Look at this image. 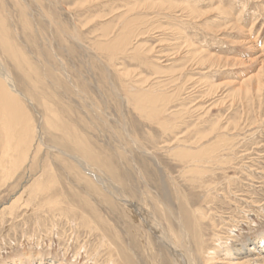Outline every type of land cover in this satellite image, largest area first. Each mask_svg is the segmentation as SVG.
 Instances as JSON below:
<instances>
[{
  "label": "rangeland",
  "instance_id": "1",
  "mask_svg": "<svg viewBox=\"0 0 264 264\" xmlns=\"http://www.w3.org/2000/svg\"><path fill=\"white\" fill-rule=\"evenodd\" d=\"M0 6L7 39L26 55L21 67L0 49V74L8 78L0 79L25 106L23 115L13 110L12 125L0 108V158L9 132L25 153L12 155L18 168L0 170V264H176L160 234L179 245L182 226L202 238L190 242L193 254L206 253L194 254L200 258L194 264L222 250L240 261L239 250L264 234V0H0ZM246 78L251 86L235 87ZM81 158L111 181L114 194L91 188L94 180L86 182L91 177L73 162ZM51 168L62 203L49 210L30 190ZM126 201L149 218L133 216Z\"/></svg>",
  "mask_w": 264,
  "mask_h": 264
},
{
  "label": "bare ground",
  "instance_id": "2",
  "mask_svg": "<svg viewBox=\"0 0 264 264\" xmlns=\"http://www.w3.org/2000/svg\"><path fill=\"white\" fill-rule=\"evenodd\" d=\"M130 1V0H129ZM93 2V1H92ZM132 2H133V0H132ZM170 2V1H169ZM174 2V1H173ZM164 3V2H163ZM175 3H177V2H175ZM136 4V3H135ZM161 4V3H160ZM174 4V3H173ZM158 5V4H157ZM186 5V4H185ZM185 5H184V8H185ZM164 6V5H163ZM166 6H168V5H166ZM166 6H165V10L167 9L166 8ZM182 6V5H181ZM188 5H186V7H187ZM173 7V6H172ZM175 7H177L176 5H175ZM180 7V6H179ZM189 7V6H188ZM0 8H2L1 6H0ZM144 8V7H143ZM156 8V7H155ZM159 8V7H158ZM162 8V5H161V7H160V9ZM3 9V8H2ZM135 9H137V8H135ZM147 9V8H146ZM164 9H162V10H164ZM182 9V8H181ZM180 9V10H181ZM21 10V9H20ZM129 10V9H128ZM156 10V9H155ZM177 10H178V8H177ZM188 11L190 10V9H187ZM133 11V10H132ZM159 11V10H158ZM157 11V12H158ZM168 11V10H167ZM170 11V10H169ZM173 11H175V9L173 10ZM187 11V12H188ZM194 11V10H193ZM155 12V11H154ZM164 12V11H163ZM175 12H177V11H175ZM180 12V11H179ZM186 11H185V13H187ZM129 13V12H128ZM172 13V12H171ZM171 13H170V15H171ZM181 13V12H180ZM195 13V12H194ZM157 14H159V13H157ZM164 14V13H163ZM182 14V13H181ZM196 14V13H195ZM3 15V14H2ZM1 15V16H2ZM165 15V14H164ZM0 16V49L2 50V53L3 54H6L11 60H13V61H15V62H17L16 64L17 65H20L21 63H24L26 60V55H24L23 56V54L22 53H20V51H22L20 48V50L18 51L17 49L18 48H16L15 46H12V39L13 38H11V37H9V38H11V40L9 41L8 39H7V34H5V30H4V28H6L5 27V24H8V23H4L5 21V19L3 20L2 19V17ZM132 16V15H131ZM162 16V15H161ZM182 16V15H181ZM186 16H190V15H186ZM197 16V15H196ZM128 17V16H127ZM133 17H135L134 15H133ZM137 17H138V15H137ZM179 17V16H178ZM194 17V16H193ZM24 18V17H23ZM129 18H130V16H129ZM129 18H128V20H129ZM132 18V17H131ZM173 18V17H172ZM180 18V17H179ZM188 18V17H187ZM136 19V18H135ZM167 19V18H166ZM131 20V19H130ZM129 20V21H130ZM132 20H134V19H132ZM141 20V19H140ZM197 20V19H196ZM122 21V20H121ZM183 21V20H182ZM126 22V21H125ZM131 22H133V21H131ZM135 22H138L137 21V19L135 20ZM148 22V21H147ZM123 23V22H122ZM127 23H128V21H127ZM139 23V22H138ZM142 23V22H141ZM145 23V22H144ZM24 24V23H23ZM125 24V23H124ZM124 24L122 25V26H124ZM134 24H137V23H134ZM140 24V23H139ZM147 24V23H146ZM26 25V24H25ZM138 25V24H137ZM145 25V24H144ZM174 25V24H173ZM122 26H120V27H122ZM130 26V28L133 26V25H129ZM142 26V25H141ZM140 26V27H141ZM158 26V25H157ZM28 27V26H27ZM119 27V28H120ZM125 28H127V25H125L124 26ZM135 27V26H134ZM133 27V28H134ZM8 28V27H7ZM26 28V27H25ZM31 28V27H30ZM105 28H107V27H105ZM136 28H139V26L137 27L136 26ZM9 30H10V27L8 28ZM148 29V28H147ZM167 29V28H166ZM123 30V29H122ZM141 30V29H140ZM152 30V29H151ZM8 31V30H7ZM120 31H121V29H120ZM150 31V30H149ZM132 32V31H131ZM131 32H130V34H131ZM135 32V31H134ZM142 32V31H141ZM144 32H146V31H144ZM9 33V32H8ZM11 33V32H10ZM10 33H9V36H11L10 35ZM122 34H123V32H121ZM127 33V32H126ZM128 33H129V31H128ZM107 34V33H106ZM105 34V35H106ZM125 34V33H124ZM134 34V33H133ZM148 34V33H147ZM109 35H110V33H109ZM113 35V34H112ZM118 35H119V33H118ZM144 35V34H143ZM114 36V35H113ZM120 36V35H119ZM126 36H127V34H126ZM109 37V36H108ZM116 37V36H115ZM121 37V36H120ZM119 37V38H120ZM124 37H125V35H124ZM130 37H131V35H130ZM107 38V37H106ZM114 38V37H113ZM141 38V37H140ZM180 38V37H179ZM79 39V38H78ZM108 39V38H107ZM117 39V38H116ZM121 39V38H120ZM119 39V40H120ZM106 40V39H105ZM112 41H113V39H111ZM122 40H123V38H122ZM13 42H15V41H13ZM110 43V42H109ZM114 44L116 43V42H113ZM121 43V42H120ZM128 43V42H127ZM133 43V42H132ZM188 43V42H187ZM107 44V43H106ZM119 44V43H118ZM123 44V43H122ZM122 44H121V46H122ZM136 44V43H135ZM138 44H140V43H138ZM177 44V43H176ZM13 45H14V43H13ZM98 45V44H97ZM142 45V44H141ZM189 45H190V43H189ZM100 46V45H99ZM118 46V45H117ZM143 46V45H142ZM107 47V46H106ZM116 47V46H115ZM112 48H113V46H112ZM121 48V47H120ZM119 48V49H120ZM125 48V47H124ZM124 48H122V51L124 50ZM104 49H105V47H104ZM113 49H115V48H113ZM117 50H118V48H116ZM128 49V48H127ZM139 49V48H138ZM138 49H137V51H138ZM187 49H189V48H187ZM129 50V49H128ZM127 50V51H128ZM141 50V49H140ZM140 50L137 52V53H139L140 52ZM143 50V49H142ZM126 51V50H125ZM124 51V52H125ZM126 51V52H127ZM136 51V50H135ZM144 51V50H143ZM101 52V51H100ZM116 51H114V53H115ZM121 52V51H120ZM119 52V53H120ZM117 53V52H116ZM129 53V52H128ZM132 53V52H131ZM135 53V52H134ZM145 53V52H144ZM133 54V53H132ZM140 54V53H139ZM151 54V53H150ZM6 55H4V56H6ZM134 55V54H133ZM179 55V54H178ZM6 56V57H7ZM114 56V55H113ZM137 56H139V55H137ZM142 56V55H141ZM145 56H147V55H145ZM133 57V56H132ZM143 57H144V54H143ZM113 58V57H112ZM136 58V57H135ZM148 58V57H147ZM28 59V58H27ZM144 59V58H143ZM175 59V58H174ZM190 59V58H189ZM25 60V61H24ZM135 60H137V59H135ZM139 60V59H138ZM147 60V59H146ZM193 60H194V58H193ZM192 60V61H193ZM202 60V59H201ZM200 60V61H201ZM208 60V59H207ZM31 61V60H30ZM189 61V60H188ZM12 62V61H11ZM204 62H207V61H204ZM13 63V62H12ZM27 63V62H26ZM149 63V62H148ZM208 63V62H207ZM25 64V63H24ZM201 64H203V63H201ZM201 64H200V66H201ZM205 64V63H204ZM23 65V64H22ZM22 65H20L21 67H22ZM149 65V64H148ZM159 65V64H158ZM195 65V64H194ZM197 65H198V63H197ZM19 66V67H20ZM25 66V65H24ZM23 66V67H24ZM206 66V65H205ZM20 67V68H21ZM33 67V66H32ZM31 67V68H32ZM148 67V66H147ZM199 67V66H198ZM19 68V69H20ZM30 68V67H29ZM212 68V67H211ZM17 69V68H16ZM25 69V68H24ZM26 69H28V67L26 68ZM25 69V70H26ZM35 69V68H34ZM263 69V68H262ZM22 70V69H21ZM20 70V71H21ZM156 69H154V71H155ZM35 71V70H34ZM27 72V71H26ZM29 73H31L30 71H28ZM160 72H161V70H160ZM24 73V72H23ZM36 73H37V71H36ZM168 73V72H167ZM39 74V73H38ZM121 74H123V71H122V73ZM4 75H6V74H4ZM4 75H2V74H0V78H2L3 80H5V79H8L7 77H4ZM126 75H127V73H126ZM29 76V75H28ZM32 76V75H31ZM35 76V75H34ZM123 76V75H122ZM131 76V75H130ZM261 76V75H260ZM259 76V77H260ZM9 77V76H8ZM38 77V81L39 80H41V79H39V75L37 76ZM124 77V76H123ZM129 77V76H128ZM251 77V76H250ZM254 77V76H253ZM256 77H257V75H256ZM262 77V76H261ZM260 77V78H261ZM11 78V77H10ZM23 78H24V76H23ZM29 78V77H28ZM32 79L34 78V77H31ZM143 78V77H142ZM22 79V78H21ZM179 79V78H178ZM181 79V78H180ZM257 79V78H256ZM12 80V79H11ZM24 80H26V79H24ZM23 80V81H24ZM35 80H36V78H35ZM149 80V79H148ZM255 80V79H254ZM8 81V80H7ZM173 81V80H172ZM180 81V80H179ZM252 79L250 78H246V79H242V80H240V81H234V84L236 85L235 87L237 88V87H239V88H242V89H244L245 87H249V86H251L252 85ZM147 82V81H146ZM159 82V81H158ZM9 83V82H8ZM38 83H42L41 81L40 82H38ZM257 83V82H256ZM26 84H28V83H26ZM30 84V83H29ZM34 84V83H33ZM148 84V83H147ZM169 84V83H168ZM196 84V83H195ZM223 84V83H222ZM259 84H262V83H258V85ZM40 85H42V84H40ZM139 85V84H138ZM151 85V84H150ZM167 85V84H166ZM249 85V86H248ZM39 86V85H38ZM157 86V85H156ZM260 86V85H259ZM264 86V85H263ZM136 87V86H135ZM138 87V86H137ZM152 87V86H151ZM151 87H148V88H151ZM159 87V86H158ZM157 87V88H158ZM218 87V86H217ZM232 87V86H231ZM38 88V87H37ZM41 88V87H40ZM148 88H147V90H148ZM211 88V87H210ZM252 88H253V86H252ZM29 89V88H28ZM125 89V88H124ZM135 89V88H134ZM144 89V88H143ZM215 89H217V88H215ZM258 89V88H257ZM30 90V89H29ZM39 90V89H38ZM181 90V89H180ZM234 90V89H233ZM241 90V89H240ZM31 91V90H30ZM135 91V90H134ZM216 90H214V92H215ZM218 91V90H217ZM216 91V92H217ZM223 91V90H222ZM221 91V93H223ZM239 91V90H238ZM263 91V90H262ZM14 92H16L13 88H12V86L9 84V86H8V84H7V87H6V85L4 84V83H2V81H1V79H0V100H2V101H4L5 100V102H0V108H2V110L3 111H5L6 112V119L5 118H3L4 120H6L7 121V117H8V119H10V122H11V125L12 124H14V122L15 121H17L16 119H15V121H14V117H15V115H13V117H12V114H13V110H16V112H17V114H21V115H23V111H24V103L22 104V102L23 101H21L19 98H17L16 96L17 95H15V93ZM151 92H154V90L152 89V91ZM158 92V91H157ZM213 92V93H214ZM241 92V91H240ZM239 92V93H240ZM247 92H250V90H248ZM261 92V91H260ZM14 93V94H13ZM19 93V92H18ZM17 93V94H18ZM159 93V92H158ZM163 93V92H162ZM210 93V92H209ZM231 93V92H230ZM242 93H243V91H242ZM39 94H40V92H39ZM133 94V93H132ZM135 94H137V93H135ZM155 94H156V92H155ZM160 94V93H159ZM175 94V93H174ZM180 94V93H179ZM178 94V95H179ZM236 94V93H235ZM241 94V93H240ZM150 96H152V95H154V94H152V93H150L149 94ZM243 95V94H242ZM24 97L23 96V94H20V97ZM133 97H134V95H132ZM138 96H140V94L138 95ZM159 96V95H158ZM226 96V95H225ZM18 97H19V95H18ZM21 97V98H22ZM46 97V96H45ZM142 97V96H141ZM223 97V96H222ZM229 97V96H228ZM136 98V97H135ZM146 98V97H145ZM144 98V99H145ZM162 98V97H161ZM161 98H160V100H161ZM225 98V97H224ZM44 99V98H43ZM139 99V98H138ZM172 99V98H171ZM178 99V98H177ZM203 99H204V97H203ZM23 100V99H22ZM42 100V99H41ZM135 100V99H134ZM147 100V99H146ZM152 100V99H151ZM159 100V101H160ZM162 100H163V98H162ZM27 101H29L30 102V100H28L27 99ZM39 101V100H38ZM37 101V102H38ZM44 101V100H43ZM135 101H137V100H135ZM145 101V100H144ZM149 101V100H148ZM147 101V102H148ZM167 101V100H166ZM42 102V101H41ZM40 102V103H41ZM141 102V101H140ZM140 102H138V103H140ZM150 102V101H149ZM154 102H157V101H154ZM153 102V103H154ZM161 102V101H160ZM135 103V102H134ZM138 103H137V105H138ZM171 103H172V101H171ZM170 103V104H171ZM136 104V103H135ZM157 104V103H156ZM162 104H164V101H163V103ZM41 105V104H40ZM136 105V106H137ZM139 105H141V103L139 104ZM149 105V104H148ZM154 105V104H153ZM247 105V104H246ZM142 106V105H141ZM155 106V105H154ZM159 106V105H158ZM45 108H46V106H44ZM151 105H150V109H151ZM211 107V105L208 107V108H210ZM141 109L143 108V107H140ZM162 108H164V107H162ZM162 108H160V109H162ZM166 108V107H165ZM207 108V107H206ZM140 109V110H141ZM146 109H149V107L148 108H146ZM145 109V110H146ZM156 109V108H155ZM185 109V108H184ZM19 110V111H18ZM137 110H138V108H137ZM145 110H144V113H145ZM153 110H154V108H153ZM157 110H159V109H157ZM157 110H155V111H157ZM183 110V109H182ZM181 110V111H182ZM49 111V110H48ZM147 111V110H146ZM159 111H161V110H159ZM165 111V110H164ZM5 112L3 113V115L5 114ZM29 112V111H28ZM150 112H151V110H150ZM178 112H180V111H178ZM12 113V114H11ZM49 113V112H48ZM142 113V112H141ZM153 113H156V112H153ZM157 113H159V112H157ZM165 113V112H164ZM163 113V114H164ZM11 114V115H10ZM147 114V113H146ZM177 114V113H176ZM186 114V113H185ZM28 116V115H27ZM149 116V115H148ZM150 116H153V115H150ZM24 117V116H23ZM30 117V119H31V116H29ZM156 117V116H155ZM1 119H2V117H0ZM18 118H20V117H18ZM25 118H26V116H25ZM0 119V120H1ZM29 119V120H30ZM33 119V118H32ZM31 119V120H32ZM179 119V118H178ZM249 120V119H248ZM12 121H13V123H12ZM19 121V120H18ZM21 121V120H20ZM188 121V120H187ZM245 121V120H244ZM3 122H5V121H3ZM29 122V121H28ZM221 122V121H220ZM233 122V121H232ZM18 123V122H17ZM23 123V122H22ZM46 123V122H45ZM178 123V122H177ZM231 123V122H230ZM28 124V123H27ZM51 124V123H50ZM228 124H229V122H228ZM239 124V123H238ZM237 124V125H238ZM10 125V124H9ZM32 125V124H31ZM182 125V124H181ZM218 125V124H217ZM220 125V124H219ZM234 125V124H233ZM2 126V125H1ZM6 126V125H5ZM46 126V125H45ZM187 126V125H186ZM221 126V125H220ZM232 126V125H231ZM9 127V126H8ZM15 127V126H14ZM183 127H185V126H183ZM212 127V126H211ZM210 127V128H211ZM216 127V126H215ZM229 127H230V125H229ZM5 128V127H4ZM24 128V127H23ZM46 128H48V127H46ZM53 128L54 129H59V125L58 124H54V126H53ZM214 128V127H213ZM219 128V127H218ZM223 127H221L220 129H222ZM225 128V127H224ZM227 128V127H226ZM242 128V127H241ZM6 129V128H5ZM65 129V128H64ZM232 129V128H231ZM10 130V129H9ZM67 130V129H66ZM170 130V129H169ZM224 130H226V129H224ZM223 130V131H224ZM240 130V129H239ZM238 130V131H239ZM6 131V130H5ZM23 131V130H22ZM27 131H29V129H28V127H27ZM127 131V130H126ZM213 131V130H212ZM246 131V130H245ZM248 131V130H247ZM16 132V131H15ZM34 132V131H33ZM68 132V131H67ZM174 132V131H173ZM211 132V131H210ZM233 132V131H232ZM17 133V132H16ZM45 133V132H44ZM58 133V132H57ZM69 133V132H68ZM209 133V132H208ZM212 133V132H211ZM240 133V132H239ZM5 134V133H4ZM7 134V133H6ZM31 134H33V133H31ZM59 135H61L60 133H58ZM128 134V133H127ZM169 134V133H168ZM206 134V133H205ZM210 134V133H209ZM217 134V133H216ZM219 134V133H218ZM221 134V133H220ZM220 134H219V136H220ZM245 134V133H244ZM19 135V134H18ZM28 135V134H27ZM132 135V134H131ZM167 135V134H166ZM194 135V134H193ZM208 135V134H207ZM213 135V134H212ZM229 135V134H228ZM15 136V135H14ZM14 136H12V134H10V132H9V135L7 134L6 135V137H7V139H6V137H5V146H4V148H3V150H2V152H3V155H2V157L0 158V170L2 169L3 171H2V173H6L5 172V170L9 167V166H17V162L18 161H20V160H15L14 158H16V157H12V155L14 154V153H22V152H19V147H20V144H22V142H20V144L19 143H17V141H16V143H14L13 141H15L14 140ZM54 136V135H53ZM70 136V135H69ZM199 136V135H198ZM197 136V137H198ZM206 136V135H205ZM210 136V135H209ZM208 136V137H209ZM218 136V137H219ZM225 136H226V134H225ZM2 137V136H1ZM30 137V136H29ZM56 138H57V136H55ZM54 137V138H55ZM132 136H130V138H131ZM64 138V137H63ZM78 138V137H77ZM134 138V137H133ZM199 138V137H198ZM200 138H201V135H200ZM207 138V137H206ZM221 138V137H220ZM226 138V137H225ZM224 138V139H225ZM79 139V138H78ZM78 139H77V141H78ZM81 139V138H80ZM132 139V138H131ZM216 139H217V137H216ZM215 139V140H216ZM222 139V138H221ZM220 139V140H221ZM227 139H228V136H227ZM230 139H231V136H230ZM1 140V139H0ZM55 140H57V139H55ZM60 140V139H59ZM67 140V139H66ZM137 140V139H136ZM135 140V141H136ZM199 140V139H198ZM197 140V141H198ZM233 140V139H232ZM64 141V140H63ZM133 141V140H132ZM200 141H202L201 139H200ZM208 141V140H207ZM213 141V140H212ZM226 141V140H225ZM228 141V140H227ZM231 141V140H230ZM31 141H29V143H30ZM59 142V141H58ZM75 142V141H74ZM195 142V141H194ZM193 142V143H194ZM205 142V141H204ZM218 142V141H217ZM224 142V141H223ZM222 141H221V143H223ZM233 142V141H232ZM239 142V141H238ZM1 143V142H0ZM54 144H55V141L53 142ZM61 144H62V142H60ZM67 143V142H66ZM65 143V144H66ZM77 143H79V142H77ZM134 143V142H133ZM200 143V142H199ZM213 143V142H212ZM216 143V142H215ZM220 143V142H219ZM228 143V142H227ZM26 145H27V143H25ZM68 145H69V143H67ZM70 144H71V142H70ZM81 144V143H80ZM84 144V143H83ZM81 145L82 147H84V145ZM87 144H89V143H87ZM140 144V143H139ZM196 144H198L197 142H196ZM232 144V143H231ZM2 145V144H1ZM24 145V144H23ZM57 145V144H56ZM73 145V144H72ZM77 145H79V144H77ZM136 145V144H135ZM194 145V144H193ZM208 145V144H207ZM218 145V144H217ZM225 145H227V144H225ZM235 145V144H234ZM32 146V145H31ZM80 146V145H79ZM86 146V145H85ZM138 146V145H137ZM136 146V147H137ZM203 146H206V144L205 145H203ZM209 146V145H208ZM222 146V145H221ZM220 146V147H221ZM236 146V145H235ZM66 146H64V148H65ZM72 147V146H71ZM75 147H77V146H75L74 145V148ZM81 147V148H82ZM87 147V146H86ZM139 147L140 146H138V149H139ZM165 147V146H164ZM198 146H196V148H197ZM211 147V146H210ZM213 147V146H212ZM218 147V146H217ZM227 147V146H226ZM26 148L28 149V147L26 146ZM55 148V147H54ZM143 148V147H142ZM192 148V147H191ZM195 148V149H196ZM232 148V147H231ZM230 148V149H231ZM21 149V148H20ZM38 149V148H37ZM57 149V148H56ZM56 149H54V150H56ZM76 149H78V148H76ZM84 149V148H83ZM86 149V148H85ZM201 149V148H200ZM222 149V148H221ZM220 149V150H221ZM227 149V148H226ZM233 149V148H232ZM236 149V148H235ZM66 150V149H65ZM73 150V149H72ZM87 150H89V149H87ZM141 150V149H140ZM184 150H186V149H184ZM194 150V149H193ZM196 150H198V149H196ZM202 150H204V148L202 149ZM202 150H199V151H202ZM207 150V149H206ZM211 150H212V148H211ZM219 150V149H218ZM1 151V150H0ZM25 151H26V149H25ZM31 151V150H30ZM77 151V150H76ZM79 151V150H78ZM83 152H81V153H84V150H82ZM86 151V150H85ZM145 151V150H144ZM191 151V150H190ZM233 151V150H232ZM64 151L63 150H60V153H63ZM70 152V151H69ZM207 152V151H206ZM206 152H204V153H206ZM213 152V151H212ZM224 152V151H223ZM71 153V152H70ZM73 153V152H72ZM87 153V152H86ZM93 153V152H92ZM144 153V152H143ZM182 153V152H181ZM184 153H186V155L189 153V152H187V150H186V152H184ZM183 153V154H184ZM210 153V152H209ZM221 153V152H220ZM22 154H25V153H22ZM67 154V153H66ZM88 154H91V151H90V153H88ZM176 154V153H175ZM180 154V153H179ZM178 154V155H179ZM201 154V153H200ZM16 155H18V154H16ZM79 155V154H78ZM81 155H83L84 157L85 156H87V155H85V154H81ZM80 155V156H81ZM93 154H91V156H92ZM218 155V154H217ZM222 155H224V154H222ZM229 155V154H228ZM25 156V158L27 159L28 157H27V155H24ZM67 156H68V154H67ZM72 156H73V154H72ZM82 156V157H83ZM91 156H88V157H90V158H93V157H91ZM205 156H207V155H205ZM76 157H77V155H76ZM181 157V156H180ZM190 157V156H189ZM212 157V156H211ZM220 157H222V156H220ZM226 157V156H225ZM59 158V157H58ZM74 158V157H73ZM148 158V157H147ZM193 158V157H192ZM195 158V157H194ZM193 158V159H194ZM197 158V157H196ZM198 158H199V156H198ZM197 158V159H198ZM215 159H216V156L214 157ZM214 158H212V160L214 159ZM72 159V158H71ZM82 159V158H81ZM89 159V158H88ZM193 159H191V160H193ZM210 159V158H209ZM220 159V158H219ZM218 159V160H219ZM223 159V158H222ZM226 159V158H225ZM51 160V159H50ZM85 160H87V159H85ZM195 160V159H194ZM221 160V159H220ZM230 161L231 159H227L226 161ZM23 161H25V160H23ZM89 161V160H88ZM92 161H96V159L94 160H92ZM189 161V160H188ZM225 161V162H226ZM228 161V162H229ZM60 162H61V160H60ZM73 162H75L78 166V168H79V166H81V168L80 169H82L84 172H86V174L85 175H83V177L85 178L86 176V178H90V180H85L86 182H89L90 184L91 183H94V186H91V188L92 187H94V189L97 191L98 190V193H99V185H101V187L103 186V187H105L106 189H107V191H109V193H111V194H114L113 192H112V189L111 188H113L111 185H110V183H111V181H110V183L109 182H106L105 180H103V178H101L100 179V177L98 176V175H96L91 169H92V167H90L89 165L90 164H88V162H84L83 161V159L82 160H79V159H77L76 161H73ZM214 162V161H213ZM220 163H221V161H219ZM227 162V163H228ZM19 163V162H18ZM22 163V162H21ZM44 163V162H43ZM96 163V162H95ZM100 163V162H99ZM194 163H200V162H198V161H194ZM205 163H206V160H205ZM209 163H212V162H209ZM216 163H217V161H216ZM216 163H215V165H216ZM20 164V163H19ZM28 164V163H27ZM66 164V163H65ZM201 164V163H200ZM208 164V163H207ZM223 164H225V163H223ZM22 165H24L23 163H22ZM62 165V164H61ZM67 165V164H66ZM65 165V166H66ZM68 165H70V164H68ZM229 165V164H228ZM14 166V167H15ZM19 166V165H18ZM18 166L16 167V168H18ZM34 166V161H32V162H30V165H29V168L28 169H30V168H32ZM191 166H193V165H191ZM195 167H196V165H195ZM198 167H200V166H198ZM218 167V166H217ZM65 168V167H64ZM197 168V167H196ZM210 168V167H209ZM69 169V168H68ZM76 169V168H75ZM80 169H78L79 171H80ZM8 170V169H7ZM6 170V171H7ZM45 170V169H44ZM51 171L48 173H44L45 171H43L42 172V176L41 177H39V178H37V179H35V180H33L34 182H32L33 183V185H31L32 187H31V190H30V192H31V195L33 196V199H35V200H38V199H41L40 201L43 203L42 205H40V206H44V207H47L49 210L50 209H54V208H56L57 207V205H60L59 203H62V201L60 202L59 201V197H58V195L57 194H59L58 193V191L56 190V188L58 187V184L57 183H59V180H58V178H57V176H58V174L56 173H54L53 172V170H52V168L50 169ZM190 170V169H189ZM194 170V169H193ZM193 170H192V172H193ZM253 170V169H252ZM32 171V170H31ZM46 171H48V170H46ZM71 171H72V169H71ZM75 171H77V170H74V172ZM191 171V170H190ZM13 172H14V170H13ZM78 172V171H77ZM82 171H80V173H81ZM195 172V171H194ZM194 172H193V174H194ZM199 172V171H198ZM208 172V171H207ZM79 173V174H80ZM191 173V172H190ZM197 173V172H196ZM12 174H14V173H11V175ZM207 174V173H206ZM209 174V173H208ZM4 175V174H3ZM75 175V179L77 180V181H81L80 179H79V176L80 175H78V174H74ZM196 175V174H195ZM204 175V174H203ZM61 176V175H60ZM88 176H90V177H88ZM194 176V175H193ZM208 176V175H207ZM7 177V176H6ZM5 177V178H6ZM67 177V176H66ZM3 178V177H2ZM61 178V177H60ZM80 178H82V176H80ZM184 178V177H183ZM212 178V177H211ZM10 179V178H9ZM65 179L66 178H64V181H62V182H64L65 183ZM205 179V178H204ZM5 180V179H4ZM12 180V179H11ZM92 180H94V182L92 181ZM203 180V179H202ZM201 180V181H202ZM67 181V180H66ZM2 182H3V180H2ZM1 182V183H2ZM97 182V183H96ZM61 184V183H60ZM59 184V185H60ZM69 184V183H68ZM219 185V184H218ZM0 186H2V185H0ZM61 187H63V186H61ZM117 187H119V186H117ZM214 187V186H213ZM71 188V187H70ZM218 188V187H217ZM222 188V187H221ZM24 189V188H23ZM59 189V188H58ZM64 188H62V190H63ZM86 189H87V187H86ZM180 189V188H179ZM74 190V189H73ZM88 190V189H87ZM116 190V189H115ZM120 190V189H119ZM75 191V190H74ZM230 191V190H229ZM60 192V191H59ZM78 192V191H77ZM89 192V191H88ZM105 192V191H104ZM121 192V191H120ZM120 192H117L118 194L120 193ZM21 193V192H20ZM54 193V194H53ZM56 193V194H55ZM193 193V192H192ZM18 194V193H17ZM24 194V193H23ZM28 194V193H27ZM54 196H53V195ZM40 195V196H39ZM41 195H43L42 196V198H41ZM120 195V194H119ZM121 195H122V193H121ZM69 196V195H68ZM186 196V195H185ZM30 197V196H29ZM63 197V196H62ZM66 197V196H65ZM75 197V196H74ZM117 197V196H116ZM120 197V196H119ZM180 197V196H179ZM78 198V197H77ZM123 198H125V197H123ZM23 199V197H21V198H19L18 200H16V202H15V204H13V206L14 205H16L18 202H21V200ZM72 199H73V196H72ZM76 199V198H75ZM237 199V198H236ZM28 200V199H27ZM120 200H122L123 201V199H120ZM15 201V200H14ZM14 201L12 202V203H14ZM28 201H30V200H28ZM39 201V200H38ZM40 201H39V203H40ZM68 201H70V200H68ZM77 201V200H76ZM80 201V200H79ZM82 201V200H81ZM131 201V200H130ZM231 201V200H230ZM243 201V200H242ZM35 202V201H34ZM33 202V203H34ZM72 202V201H71ZM70 202V203H71ZM74 202V201H73ZM78 203V202H77ZM126 205H127V207L129 208V209H131V213H132V210H133V212L134 213H132L133 214V216H136V217H139L140 219L141 218H146V214H144L145 213V211H143L144 209L139 205H135V204H131V203H128L127 201H126ZM30 204V203H29ZM35 204V203H34ZM65 204V203H64ZM87 204V203H86ZM230 204V203H229ZM39 205V204H38ZM83 206H84V202H83V204H82ZM181 205V204H180ZM72 206L74 207V203L72 204ZM78 206V205H77ZM221 206V205H220ZM10 206H8L7 208H9ZM11 207H12V204H11ZM10 207V208H11ZM82 207V206H81ZM231 207V206H230ZM38 208V207H37ZM41 208V207H40ZM64 208V207H63ZM83 208V210H84V207H82ZM82 208H79L78 210H82ZM87 208V207H86ZM238 208V207H237ZM44 209V208H43ZM69 209V208H68ZM73 209V211H74V208H72ZM165 209V208H164ZM223 209V208H222ZM7 210V209H6ZM35 210V209H34ZM38 210V209H37ZM60 210V209H59ZM58 209H57V211H59ZM86 210V209H85ZM84 210V211H85ZM147 210V209H146ZM181 210V209H180ZM191 210V209H190ZM198 210V209H197ZM209 210V209H208ZM72 210H71V212H73ZM83 211V212H84ZM157 211V210H156ZM218 211V210H217ZM53 212V211H52ZM198 212H201V211H198ZM203 212V211H202ZM212 212V211H211ZM216 212V211H215ZM54 213V212H53ZM86 213V212H85ZM48 214V213H47ZM46 214V215H47ZM51 214V213H50ZM54 214H56V213H54ZM64 214V213H63ZM135 214V215H134ZM160 214V213H159ZM65 215V214H64ZM197 215V214H196ZM34 216V215H33ZM52 216V215H51ZM54 216V215H53ZM60 216V215H59ZM61 216H62V214H61ZM145 216V217H144ZM189 216H191V215H189ZM37 217V216H36ZM65 217H66V215H65ZM67 217H68V215H67ZM192 217V216H191ZM218 217V216H217ZM43 218H45V217H43ZM72 218V217H71ZM77 218V217H76ZM86 218V217H85ZM147 218H149V217H147ZM146 218V219H147ZM210 218V217H209ZM33 219H35V218H33ZM54 219V218H53ZM145 219V220H146ZM178 219V218H177ZM228 219H229V217H228ZM39 220V219H38ZM151 220V219H150ZM199 220V219H198ZM33 221V220H32ZM183 222H184V220H182ZM193 221V220H192ZM192 221H191V223H192ZM196 221V220H195ZM200 221V220H199ZM213 221V220H212ZM94 222V221H93ZM92 221H91V223H93ZM173 222V221H172ZM182 222V223H183ZM35 223V222H34ZM86 223V222H85ZM195 223H197V222H195ZM219 223V222H218ZM240 223V222H239ZM43 224H44V222H43ZM89 224V223H88ZM204 224V223H203ZM36 225V224H35ZM173 225V224H172ZM97 226V225H96ZM95 226V230H99V231H102L101 229H98V228H100V227H96ZM178 226V225H177ZM205 226H207V225H205ZM184 226H182L181 228H180V232L178 231V233H180V234H178L179 235V240L181 239V245L179 244H177V241L175 242L173 239H169L166 235H164V234H160L161 235V237H163V239L165 240V242H168L167 243V245L169 244L170 245V247H171V251L173 252L172 254H174V256H175V258H176V264L178 263V264H194L195 263V261L197 262V261H199L200 260V258H198L199 260H197V258H193V255L195 254H193V248H194V246H193V248H192V243L194 242V240H195V242L197 243V244H201V241H202V238L199 236V238H197V237H195L194 239L187 233V231H186V229H184L183 228ZM194 227H195V225H194ZM199 227V226H198ZM92 228V227H91ZM178 228V227H177ZM96 232V231H95ZM200 232V231H199ZM218 234V233H217ZM195 235V234H194ZM214 235H216V234H214ZM236 236V235H235ZM238 237V236H237ZM172 238V237H171ZM106 239V238H105ZM193 241V242H192ZM221 241V240H220ZM190 242H192L191 243V245H190ZM225 243V242H224ZM223 243V244H224ZM107 244V243H106ZM114 244V243H113ZM164 244H166V243H164ZM194 244V243H193ZM221 245V244H220ZM110 246V245H109ZM197 246V245H196ZM204 246V245H203ZM222 246V245H221ZM221 246H219V247H221ZM245 246V245H244ZM198 248V247H197ZM233 248V247H232ZM200 249V248H199ZM222 249V248H221ZM225 249H228L229 250V248H225ZM220 250V249H219ZM231 250V249H230ZM170 251V252H171ZM215 251V250H214ZM223 251V250H222ZM222 251H217L216 252V256L217 257H214V258H212V259H209V260H205L204 261V263H201V264H206L207 263V261H209V263L210 262H213L214 260H218V261H220V260H223L221 263H226V264H259V262H260V264H264V234L263 235H261L260 236V238L259 239H257V240H254L253 241V244H250V245H247V246H245L244 248H242V249H240L239 251H243V253H240V255L243 257L241 260H240V258H239V260L240 261H237V259L236 260H232L231 259V257H233V255H232V253L230 254L229 252H226L225 250H224V252H226L225 253V255H224V257H222L221 256V252ZM195 252V251H194ZM201 252L202 253H204L203 252V250H201ZM201 252L200 251H197L196 253L198 254V255H201ZM204 254H206V253H204ZM196 255V254H195ZM195 255H194V257H195ZM198 255H196V256H198ZM219 256V257H218ZM225 256H226V258H225ZM210 257V256H209ZM124 259H127V256H124ZM111 260H112V258H111ZM42 261V260H41ZM175 261H174V263H175ZM126 262H128V260H126ZM126 262H124L125 264H126ZM203 262V261H202ZM43 263V262H42ZM54 263V262H53ZM52 263V264H53ZM113 263V262H112ZM115 263V262H114ZM12 264H23V260H20V261H15L14 263H12ZM108 264H109V262H108ZM197 264V263H196ZM199 264V263H198ZM216 264V263H215Z\"/></svg>",
  "mask_w": 264,
  "mask_h": 264
}]
</instances>
